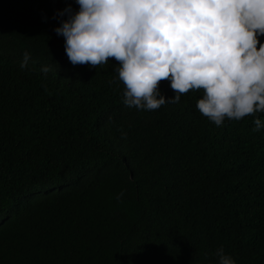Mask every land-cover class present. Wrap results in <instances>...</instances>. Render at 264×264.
Wrapping results in <instances>:
<instances>
[{
	"label": "trees",
	"instance_id": "16d2710c",
	"mask_svg": "<svg viewBox=\"0 0 264 264\" xmlns=\"http://www.w3.org/2000/svg\"><path fill=\"white\" fill-rule=\"evenodd\" d=\"M67 5L0 0V264H194L221 245L264 264V129L216 126L199 90L125 106L114 58L68 60Z\"/></svg>",
	"mask_w": 264,
	"mask_h": 264
},
{
	"label": "clouds",
	"instance_id": "9594fccd",
	"mask_svg": "<svg viewBox=\"0 0 264 264\" xmlns=\"http://www.w3.org/2000/svg\"><path fill=\"white\" fill-rule=\"evenodd\" d=\"M75 3L78 10L67 5L55 13L60 23L54 31L64 39L65 54L73 66L97 67L114 58L125 106L152 111L199 90L196 109L216 126L251 115L254 131L264 129L257 115L264 113V41L258 40L264 35V0ZM30 60L23 51L20 68ZM162 80L172 96L161 93ZM210 256L194 264H236L222 245Z\"/></svg>",
	"mask_w": 264,
	"mask_h": 264
}]
</instances>
